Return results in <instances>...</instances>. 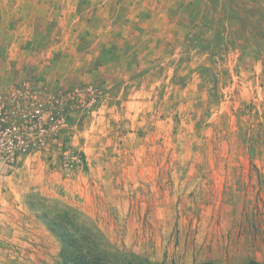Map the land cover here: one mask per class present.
I'll return each instance as SVG.
<instances>
[{
    "label": "rangeland",
    "instance_id": "rangeland-1",
    "mask_svg": "<svg viewBox=\"0 0 264 264\" xmlns=\"http://www.w3.org/2000/svg\"><path fill=\"white\" fill-rule=\"evenodd\" d=\"M28 1L41 6L31 28L45 39L15 41L0 60V92L20 86L60 121L52 145L15 166L0 161V213L19 222L0 227L9 236L0 264H61L62 245L41 218L53 200L154 264L264 263V60L250 45L264 28V0ZM19 51L26 56L14 60ZM204 64L209 108L187 122ZM138 100L140 116L127 114ZM172 108L180 122H166ZM100 116L118 122L112 137L88 135ZM123 122H143L136 140H124L133 129ZM65 133L67 152L53 138ZM81 150L96 171L75 168Z\"/></svg>",
    "mask_w": 264,
    "mask_h": 264
},
{
    "label": "crops",
    "instance_id": "crops-1",
    "mask_svg": "<svg viewBox=\"0 0 264 264\" xmlns=\"http://www.w3.org/2000/svg\"><path fill=\"white\" fill-rule=\"evenodd\" d=\"M35 1L34 3H36ZM36 7H41V6L40 4L39 6H34L33 3H31L28 0H0V42H2V45H0V60L1 61L7 57V55L9 54L10 48L13 45H16L15 41L19 42L17 43L19 47L20 45L27 47L30 44L31 46H34L35 45L34 41L37 39H40V38L45 39L44 36L42 35H40V38H39L37 34L35 33V31H33L34 27L33 29L31 28L32 27L31 24L33 25V23L36 22L40 17V13L38 14L36 13ZM257 31L259 32V37L257 36L259 38V41L253 39L250 45L251 47H257V48L262 47L263 48V50L261 51V54L258 53L257 58H259V60H264V28H258ZM244 44H247V43H244ZM208 48L209 46H207L206 44H203V57L205 59L207 57L206 55L210 53V50ZM17 55L19 58L17 56H14L15 57L14 60L16 59L23 60V58L26 56L25 54H23L22 51H19V54L17 53ZM198 67H199L198 71H195L193 73L194 81L191 85V87L193 86L192 93L194 97L193 99L190 100L189 104L191 103L193 104L188 109V112L190 114L189 117L193 116V118H189L187 122H199L200 120L199 112L203 113L204 111L205 112L208 111L209 104H210L211 87H212L211 84L208 82L209 79L210 80L212 79L211 72L209 70L210 68L209 66H206V64H204L203 66H198ZM136 102L137 104L135 103L136 106H135L134 113H133V108L131 106H126L125 108L126 113L129 115H132L133 117L138 116V115L140 116L141 114L140 105H142L143 101L138 100ZM127 103H129V101H126L125 104ZM196 112H198L199 115L197 114L196 116ZM171 114H172L171 119L169 117L168 121L166 120L167 123L168 122H180V114H177L176 108H172ZM100 117L98 120H94V122H91L92 132L88 133V135L90 134L89 136L96 137V139L97 138L103 139V138H106L107 136L112 137L113 136L112 131L114 130V124L118 122H102L103 116L101 118ZM210 121L211 120L208 119L207 122H210ZM118 125L125 126V127L130 126L133 129V131H130L127 135H125L124 140L127 137L128 138L133 137L134 140H136L137 138L136 132L138 133L140 132L143 122H123V123H119ZM139 134H141V132ZM123 143L127 144L128 140ZM106 158L103 159L104 165L101 166V170H105L106 168L105 171H109L106 166V161H105ZM87 163H88L87 171L91 170V173L96 171L97 167H100V166H97V164L95 165V163L94 164H92L91 162L89 163V161ZM1 167L2 166L0 164V178L3 177V172H2L3 170ZM107 176L110 177V174L108 173ZM13 177H14V174L6 176L7 179H11ZM4 209H5V206H2L1 201H0V210H4ZM16 217L17 216L11 217L10 212L0 213V227H2L3 226L2 224L6 222H13V224L15 223L19 224V222H17V220L15 219ZM2 231L0 230V238L6 237V236L9 237L8 235L3 234ZM18 233L19 235L13 237L14 241L15 239H20L21 237L24 236L22 232L19 231ZM33 237H34V234H33ZM39 246L42 248L41 245ZM45 249L46 248H44V250Z\"/></svg>",
    "mask_w": 264,
    "mask_h": 264
},
{
    "label": "trees",
    "instance_id": "trees-1",
    "mask_svg": "<svg viewBox=\"0 0 264 264\" xmlns=\"http://www.w3.org/2000/svg\"><path fill=\"white\" fill-rule=\"evenodd\" d=\"M70 94V92L65 94V97H61L60 100L64 102L71 101ZM89 108H92V106H89ZM53 138L56 140L60 138V141H62L60 148L63 152L70 149V138L66 133L60 137L59 134H56ZM47 143L49 145L53 144L51 142ZM78 155L80 156V162H76L75 168L87 170L88 163L85 152L81 150ZM31 200L32 197L29 198L28 205L33 208ZM81 215V211L72 206L53 200L52 205L46 206V210L41 217L47 228L62 245L61 264H154L147 258L115 245L96 225L85 224V220H81ZM201 264L213 263L205 261ZM249 264L264 263L252 259Z\"/></svg>",
    "mask_w": 264,
    "mask_h": 264
},
{
    "label": "built area",
    "instance_id": "built-area-1",
    "mask_svg": "<svg viewBox=\"0 0 264 264\" xmlns=\"http://www.w3.org/2000/svg\"><path fill=\"white\" fill-rule=\"evenodd\" d=\"M15 87H19L15 95L0 92V161L12 166L21 155L46 148L48 136L56 129L54 123L60 121L50 113L44 118L42 105Z\"/></svg>",
    "mask_w": 264,
    "mask_h": 264
}]
</instances>
